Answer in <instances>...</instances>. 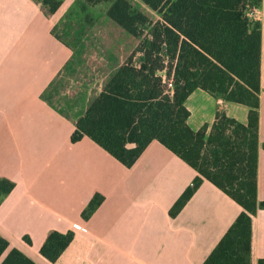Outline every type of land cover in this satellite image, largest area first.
I'll list each match as a JSON object with an SVG mask.
<instances>
[{
    "label": "trees",
    "instance_id": "obj_1",
    "mask_svg": "<svg viewBox=\"0 0 264 264\" xmlns=\"http://www.w3.org/2000/svg\"><path fill=\"white\" fill-rule=\"evenodd\" d=\"M32 1L50 18L64 0ZM85 1L107 7L96 19L66 15L52 28L72 53L41 98L73 122L71 142L87 136L131 167L156 140L195 169L170 216L204 179L225 192L242 211L202 264H251L252 219L264 200L257 178L262 26L249 13L262 0H140L147 8L133 0ZM96 81L88 93L71 87ZM197 88L247 106V123L218 112L208 135L207 126L192 130L185 102ZM13 188L0 177V203ZM103 200L95 191L81 216L88 219ZM73 238L72 231L51 230L40 254L54 263ZM8 248L0 235V264H36Z\"/></svg>",
    "mask_w": 264,
    "mask_h": 264
},
{
    "label": "crops",
    "instance_id": "obj_2",
    "mask_svg": "<svg viewBox=\"0 0 264 264\" xmlns=\"http://www.w3.org/2000/svg\"><path fill=\"white\" fill-rule=\"evenodd\" d=\"M81 0L50 18L32 0H0V177L14 182L0 203V235L36 264H202L242 207L204 179L176 216L169 210L197 175L154 140L131 167L84 136L41 93L72 51L51 32ZM261 22L258 198L264 200V0ZM187 123L209 134L218 112L246 124L249 108L197 88ZM104 195L88 218L93 193ZM251 264L264 259V209L253 216ZM51 230L74 232L56 262L40 254ZM30 239L28 244L24 237Z\"/></svg>",
    "mask_w": 264,
    "mask_h": 264
},
{
    "label": "rangeland",
    "instance_id": "obj_3",
    "mask_svg": "<svg viewBox=\"0 0 264 264\" xmlns=\"http://www.w3.org/2000/svg\"><path fill=\"white\" fill-rule=\"evenodd\" d=\"M133 1L135 2L136 6H143L147 8L140 0H133ZM106 7H107V3L103 1L87 3L85 0H81V2L78 3L77 6L68 15H70L72 19L78 20L88 13L96 19L98 18V16H100L105 11ZM153 14L157 16V14L155 13ZM98 82L99 81H96L95 83H91V84H87L86 82H83L77 87H76V84L73 83L71 87L72 89L77 88L79 90L86 87L84 91L85 93H88L90 89L94 87L96 88L98 86Z\"/></svg>",
    "mask_w": 264,
    "mask_h": 264
},
{
    "label": "built area",
    "instance_id": "obj_4",
    "mask_svg": "<svg viewBox=\"0 0 264 264\" xmlns=\"http://www.w3.org/2000/svg\"><path fill=\"white\" fill-rule=\"evenodd\" d=\"M253 11H254V9L249 13V16L252 17V18H253ZM168 85L171 87L170 83Z\"/></svg>",
    "mask_w": 264,
    "mask_h": 264
}]
</instances>
